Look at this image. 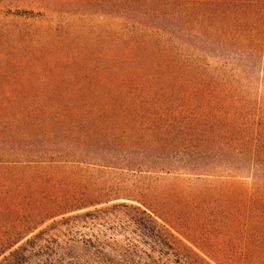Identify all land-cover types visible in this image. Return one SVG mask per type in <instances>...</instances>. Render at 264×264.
Instances as JSON below:
<instances>
[{
  "label": "trees",
  "instance_id": "16d2710c",
  "mask_svg": "<svg viewBox=\"0 0 264 264\" xmlns=\"http://www.w3.org/2000/svg\"><path fill=\"white\" fill-rule=\"evenodd\" d=\"M106 4L119 58L0 92V264H264V0Z\"/></svg>",
  "mask_w": 264,
  "mask_h": 264
},
{
  "label": "rangeland",
  "instance_id": "374dc122",
  "mask_svg": "<svg viewBox=\"0 0 264 264\" xmlns=\"http://www.w3.org/2000/svg\"><path fill=\"white\" fill-rule=\"evenodd\" d=\"M107 1L0 0V92L54 90L53 83L68 76L61 71L62 63L108 61L109 48L119 58L132 21L119 9H110ZM228 190L246 198L260 193L243 184Z\"/></svg>",
  "mask_w": 264,
  "mask_h": 264
}]
</instances>
